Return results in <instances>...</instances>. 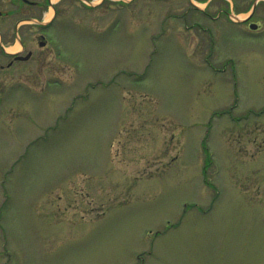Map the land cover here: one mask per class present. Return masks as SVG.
I'll list each match as a JSON object with an SVG mask.
<instances>
[{"label":"rangeland","instance_id":"obj_1","mask_svg":"<svg viewBox=\"0 0 264 264\" xmlns=\"http://www.w3.org/2000/svg\"><path fill=\"white\" fill-rule=\"evenodd\" d=\"M98 1L0 68V264H264V9Z\"/></svg>","mask_w":264,"mask_h":264},{"label":"flooded vegetation","instance_id":"obj_2","mask_svg":"<svg viewBox=\"0 0 264 264\" xmlns=\"http://www.w3.org/2000/svg\"><path fill=\"white\" fill-rule=\"evenodd\" d=\"M82 3L95 0H79ZM97 1V0H96ZM105 0H99L102 4ZM162 1V0H161ZM189 3L179 13L168 15L171 19H179L183 22L184 28L188 31H209L210 28L204 25L205 21H226L231 20L232 13H237L244 8L246 15L239 21L240 26L249 32L251 24H255L256 31L259 29L258 22L254 19L257 10L264 9V0H188ZM52 4V0H0V55L8 58L6 66L0 64L1 69H10L17 64L29 62L36 55V48H43L46 43L44 27L42 24V13L44 7ZM87 4V3H86ZM51 7V6H49ZM53 21L57 9L52 7ZM201 30V31H200ZM252 32V31H251ZM33 33V39L29 41V35ZM154 35L151 40L156 39ZM16 47V48H13ZM13 48V49H12Z\"/></svg>","mask_w":264,"mask_h":264},{"label":"water","instance_id":"obj_3","mask_svg":"<svg viewBox=\"0 0 264 264\" xmlns=\"http://www.w3.org/2000/svg\"><path fill=\"white\" fill-rule=\"evenodd\" d=\"M251 27H252V28H255V24H251Z\"/></svg>","mask_w":264,"mask_h":264},{"label":"bare ground","instance_id":"obj_4","mask_svg":"<svg viewBox=\"0 0 264 264\" xmlns=\"http://www.w3.org/2000/svg\"><path fill=\"white\" fill-rule=\"evenodd\" d=\"M48 16V15H47Z\"/></svg>","mask_w":264,"mask_h":264}]
</instances>
